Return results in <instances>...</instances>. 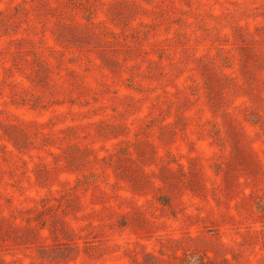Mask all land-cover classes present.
Here are the masks:
<instances>
[{"label":"rangeland","instance_id":"374dc122","mask_svg":"<svg viewBox=\"0 0 264 264\" xmlns=\"http://www.w3.org/2000/svg\"><path fill=\"white\" fill-rule=\"evenodd\" d=\"M0 264H264V0H0Z\"/></svg>","mask_w":264,"mask_h":264}]
</instances>
